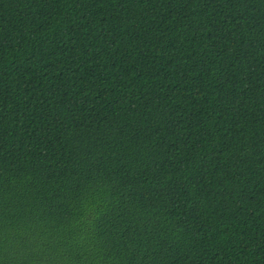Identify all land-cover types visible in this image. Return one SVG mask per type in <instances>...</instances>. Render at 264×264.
I'll return each mask as SVG.
<instances>
[{"label": "trees", "instance_id": "trees-1", "mask_svg": "<svg viewBox=\"0 0 264 264\" xmlns=\"http://www.w3.org/2000/svg\"><path fill=\"white\" fill-rule=\"evenodd\" d=\"M0 264H264V0H0Z\"/></svg>", "mask_w": 264, "mask_h": 264}]
</instances>
